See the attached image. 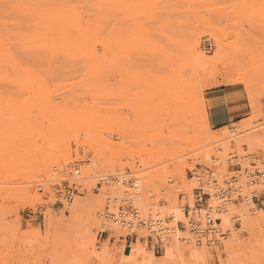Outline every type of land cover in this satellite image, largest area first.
I'll return each instance as SVG.
<instances>
[{"label": "rangeland", "instance_id": "374dc122", "mask_svg": "<svg viewBox=\"0 0 264 264\" xmlns=\"http://www.w3.org/2000/svg\"><path fill=\"white\" fill-rule=\"evenodd\" d=\"M197 42L210 63L195 62ZM227 86L249 112L213 130L203 93ZM210 163L219 179L264 173V0H0V264H264V174L242 184L233 203L250 212L223 244L202 245L204 260L179 239L181 258L171 232L156 242L102 224L128 187L102 175L128 167L142 215L177 229L191 171ZM74 167L66 204L50 186Z\"/></svg>", "mask_w": 264, "mask_h": 264}, {"label": "built area", "instance_id": "2783aa9c", "mask_svg": "<svg viewBox=\"0 0 264 264\" xmlns=\"http://www.w3.org/2000/svg\"><path fill=\"white\" fill-rule=\"evenodd\" d=\"M229 158L234 162L231 166L241 168L235 153H229ZM214 165L211 164L204 168L199 167L191 171V179H193L194 183L193 204L192 206H185V220L184 222H179L180 228H183L191 235L196 245H205L210 248L220 246L229 235V232L222 227V219L218 214V208L220 207L216 209L210 204L213 197H217L223 205L224 203L231 204L237 197L241 198L242 184L245 186L252 185L263 175L256 168L250 170L245 167L242 174L243 183L239 179L240 177L236 178L234 175L226 179H219L213 169ZM129 173V168L124 167L115 169L114 173L102 175L100 182L106 187L128 185L127 189L123 191V195L120 198L121 203L118 207L115 209L113 205L108 206L100 214L102 224H112L125 230L143 227L148 230L156 242H162V236L165 238L167 234L164 225L165 221L158 212L149 216L148 214L145 216L140 214V208L137 205L138 201H140V188L137 181L134 180V176L126 177ZM79 176L80 169L74 167L68 179L50 186L54 196L60 201L69 204L74 199V196L79 193L80 184L77 182L80 178ZM242 198L248 200L247 196ZM238 219V216H234L231 220H236L237 222Z\"/></svg>", "mask_w": 264, "mask_h": 264}, {"label": "bare ground", "instance_id": "6f19581e", "mask_svg": "<svg viewBox=\"0 0 264 264\" xmlns=\"http://www.w3.org/2000/svg\"><path fill=\"white\" fill-rule=\"evenodd\" d=\"M218 43V42H217ZM205 50V49H204ZM208 52H206V51H202L201 49H200V47H199V45H198V42L197 43H195L194 44V46H193V49H192V55H193V57L196 59V61L195 62H197V60L198 61H200V62H202V63H206L207 61H209L208 60ZM194 59V60H195ZM218 58H216V60H217ZM212 61V60H211ZM217 62V61H216ZM208 63H210V61L208 62ZM214 63V62H213ZM201 66V65H200ZM249 88H251V87H249ZM248 88V89H249ZM252 89V88H251ZM250 89V90H251ZM247 90V89H246ZM249 91V90H248ZM254 91V90H253ZM248 93H250V92H248ZM252 93H254V92H252ZM251 93V94H252ZM181 94V93H180ZM249 95V94H248ZM72 96V95H71ZM249 96H251V95H249ZM252 96H253V94H252ZM234 130H236L235 129V127L234 128H231V129H229L228 130V134L226 135V137L227 138H230V137H232L233 135H234ZM209 141V140H208ZM228 154V153H227ZM226 154V155H227ZM249 154V153H248ZM248 154H246V156L248 155ZM249 156H250V154H249ZM212 159V158H211ZM255 160V159H254ZM213 162H215V161H213ZM217 162V161H216ZM212 163H210V165H211ZM215 164V163H214ZM207 165H209V164H207ZM217 171H218V169H217ZM216 171V169H215V172H217ZM219 173V172H218ZM264 174V173H263ZM134 180L135 181H137V184H138V187L140 188V186H141V180H140V178L135 174L134 175ZM260 181V180H259ZM191 182H192V180H191ZM121 187V189H122V186H120ZM119 187V188H120ZM120 189V190H121ZM123 189H125L126 190V187H124ZM135 189H137V188H135ZM124 191V190H123ZM123 193V192H122ZM140 202L141 201H138V204H140ZM80 203H81V201H79V200H75V202H74V204H73V209L75 210V215L77 216L79 213H80V211H81V205H80ZM137 204V205H138ZM210 204L211 205H213L212 207H214V208H218V207H220V208H218V214H219V217L222 219V227L224 228V230H226V231H228L229 232V234H235V232H234V229L232 228V226H231V219H233L234 218V216H232V213L233 212H237L238 213V215L237 216H239L241 219H242V221H244L246 218H247V216H248V213L250 212L249 210H248V208H245V209H236V207H235V205H234V203H231V204H229V203H224V205H223V203H221V201L217 198V197H213V199L211 200V202H210ZM144 207H146V206H144ZM244 208V207H243ZM149 209V208H148ZM82 211H84V210H82ZM81 211V212H82ZM141 211V210H140ZM144 211H145V209H144ZM48 212V211H47ZM50 212V211H49ZM143 212L141 211V213L140 214H142ZM147 213V212H146ZM173 214H175L174 212H172ZM144 214V213H143ZM153 214H155V213H150V214H148V216L149 215H153ZM173 214H172V216H173ZM48 215V214H47ZM223 215V216H222ZM75 216V217H76ZM176 217H174L173 218V221H174V219L176 218L177 219V215H175ZM49 217V216H48ZM51 217V216H50ZM50 217L48 218V219H50ZM184 220V219H183ZM172 221V220H171ZM172 221V222H173ZM181 220H179L178 221V223L180 222ZM53 222V221H52ZM50 223V222H49ZM178 223H177V229L176 228H170L169 227V225L167 224V225H165V231L168 233V235L167 236H169L170 235V232L172 233V238L174 239V241H175V243H174V245L176 246L175 247V249L176 250H178L179 251V253H180V256H181V258H182V250L180 249V241H179V239H183V240H188V244H187V246H189V248H188V250H190V252H191V254H192V256L194 255V256H197V254H199L200 255V260H201V258H203L202 260H204V256H205V254H206V252H205V250H204V248L202 247V245H196V243H194V240H193V238L192 237H190V236H183V235H181L180 233V231H183V232H186V233H188L187 231H185V230H182L181 228H180V225H178ZM173 224H175L174 222H173ZM53 225V224H52ZM48 226H49V228L50 229H52L51 227H50V224H48ZM53 227H54V225H53ZM51 232V231H50ZM50 232H49V234H50ZM160 232H161V230H160ZM51 235V234H50ZM189 235V234H188ZM231 236V235H230ZM49 237V236H48ZM48 237H47V241H48ZM162 239L164 240L165 238H164V236H162ZM226 239H224L223 240V242L225 241ZM223 242H222V244H223ZM227 242V241H226ZM232 242V241H231ZM186 244V243H185ZM226 244V243H225ZM227 244H228V242H227ZM229 244H230V242H229ZM205 246V245H204ZM205 247H207V246H205ZM204 252H205V254H204ZM183 260V259H182ZM183 263H184V261H183Z\"/></svg>", "mask_w": 264, "mask_h": 264}, {"label": "crops", "instance_id": "0c3cea01", "mask_svg": "<svg viewBox=\"0 0 264 264\" xmlns=\"http://www.w3.org/2000/svg\"><path fill=\"white\" fill-rule=\"evenodd\" d=\"M233 87L211 88L203 93L207 122L213 130L238 123L249 112L244 94L241 102V95L234 94Z\"/></svg>", "mask_w": 264, "mask_h": 264}]
</instances>
